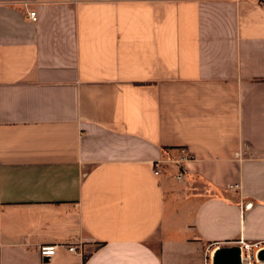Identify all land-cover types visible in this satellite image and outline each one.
Listing matches in <instances>:
<instances>
[{
    "label": "crops",
    "instance_id": "1",
    "mask_svg": "<svg viewBox=\"0 0 264 264\" xmlns=\"http://www.w3.org/2000/svg\"><path fill=\"white\" fill-rule=\"evenodd\" d=\"M241 238L264 240L258 0H0V264H205Z\"/></svg>",
    "mask_w": 264,
    "mask_h": 264
},
{
    "label": "built area",
    "instance_id": "2",
    "mask_svg": "<svg viewBox=\"0 0 264 264\" xmlns=\"http://www.w3.org/2000/svg\"><path fill=\"white\" fill-rule=\"evenodd\" d=\"M66 2L71 3H81L86 1H105V0H65ZM260 5L264 7V0H258ZM28 6V4H26ZM28 18L32 21H37V12L34 10H28L27 11ZM192 154L189 150L183 149V155L180 158V161L183 162L185 160H188L192 158ZM236 157L241 158L242 153L240 151L236 152ZM155 173L159 174L160 169V162H156L154 164ZM236 245L240 246L241 250V259L243 264H262V261L258 259V253L264 249V240H259L255 242H249L246 241L244 238H241ZM62 246L65 247L68 251L73 253H82L81 246L76 245H68V244H53V245H42L39 247V252L42 257L44 258H51L54 257L57 254L58 248ZM219 248L218 243H214L210 249H208L207 259L205 264H213V255L214 252Z\"/></svg>",
    "mask_w": 264,
    "mask_h": 264
},
{
    "label": "water",
    "instance_id": "3",
    "mask_svg": "<svg viewBox=\"0 0 264 264\" xmlns=\"http://www.w3.org/2000/svg\"><path fill=\"white\" fill-rule=\"evenodd\" d=\"M258 259L264 262V249L258 253ZM213 264H243L239 245L221 246L213 255Z\"/></svg>",
    "mask_w": 264,
    "mask_h": 264
},
{
    "label": "bare ground",
    "instance_id": "4",
    "mask_svg": "<svg viewBox=\"0 0 264 264\" xmlns=\"http://www.w3.org/2000/svg\"><path fill=\"white\" fill-rule=\"evenodd\" d=\"M262 264H264V262H262Z\"/></svg>",
    "mask_w": 264,
    "mask_h": 264
}]
</instances>
